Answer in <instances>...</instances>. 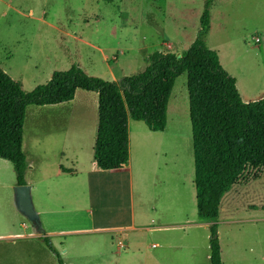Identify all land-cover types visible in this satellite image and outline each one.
<instances>
[{
  "label": "rangeland",
  "instance_id": "obj_1",
  "mask_svg": "<svg viewBox=\"0 0 264 264\" xmlns=\"http://www.w3.org/2000/svg\"><path fill=\"white\" fill-rule=\"evenodd\" d=\"M202 5L203 0H0V69L24 92L72 65L87 76L118 80L140 72L153 51L178 54L186 49L195 37ZM204 42L217 51L220 66L238 84L249 82L264 91V0H214ZM96 103V93L77 90L68 103L25 109L24 180L38 215L39 236L48 239L61 264L70 258L74 264H86L94 260L89 251L107 253L118 239L123 244L129 231L68 230L99 222L123 227L133 213L135 223L153 228L135 233L140 247L131 264H210L209 225L195 213L185 73L173 82L163 133L128 119L131 177L112 169L92 179L97 185L88 192H73L70 185L52 182L57 163L66 164L54 146L71 111L88 114L80 128L92 149L95 116L94 122L88 117L93 107L96 114ZM65 106L68 112L59 110ZM141 133H149L144 144ZM84 154L87 165L90 147ZM13 186L11 164L0 159V264H57L41 240L14 235L35 231L14 208ZM262 206L264 170L258 179L239 182L222 195L215 223L223 264H264L258 257L264 253ZM89 208L93 224L85 211ZM182 220L191 226L155 228L178 226L173 223ZM109 237L117 240L111 245ZM124 250L117 251L123 255ZM80 251L90 257L79 256ZM108 263L107 258L98 260Z\"/></svg>",
  "mask_w": 264,
  "mask_h": 264
},
{
  "label": "trees",
  "instance_id": "obj_2",
  "mask_svg": "<svg viewBox=\"0 0 264 264\" xmlns=\"http://www.w3.org/2000/svg\"><path fill=\"white\" fill-rule=\"evenodd\" d=\"M213 1L203 0L195 37L186 49L178 54L153 51L140 72L117 81L87 76L72 65L24 92L0 69V159L11 164L15 185L25 184L21 140L26 107L68 103L77 90L96 93L92 160L103 170L116 169L128 159L127 120L142 122L151 132L162 131L173 82L185 73L195 213L199 221L210 223L209 263L221 264L215 223L220 199L232 186L258 179L264 170V98L243 102L234 78L205 46ZM38 239L61 264L48 239Z\"/></svg>",
  "mask_w": 264,
  "mask_h": 264
},
{
  "label": "crops",
  "instance_id": "obj_3",
  "mask_svg": "<svg viewBox=\"0 0 264 264\" xmlns=\"http://www.w3.org/2000/svg\"><path fill=\"white\" fill-rule=\"evenodd\" d=\"M215 52H217V51H215ZM116 80L117 79L114 77L111 78V81H116ZM234 80H235V86H236L237 92L239 94V97L243 102H249V101H254V100L264 98V91L263 90L254 89L251 86V84H249V82L246 84H244V83L238 84L237 80L235 78H234ZM64 108L59 109V110L63 111V112H68V107L65 106ZM89 113L91 115L89 114L88 118H90L92 120V122H94V116H95L94 107L92 108L91 112H89ZM86 116H88V114L85 115L84 113H75V112H71V111L68 112L67 116H66L67 118L64 119L65 120L64 131L60 135L59 140H57V144H55V146H54L57 149L59 159H64L66 164H60L61 162L58 160V162H60V163H57V168L54 170V172L51 176L52 182L54 183V182H56V180H59L58 183H60L61 185H70V186H72L73 192L75 190L80 191V192H84L86 190V192H88L91 187H96V185H97V183L95 181H93L92 179L97 178L99 180V177L103 176L104 172L112 170V169L111 170L101 169L92 160V155H91V158H89L87 160L88 164L84 165V163L86 162V160L84 162V156H85L84 152H85L86 146H88V148L90 147V154H91V146L87 142V141H90V138L85 139L84 135H82V130L80 128V126L83 125V121H84ZM165 128H166V126L159 133H163L165 131ZM148 135H149V133L139 134L140 138L143 141V144L148 139V137H147ZM127 139H128L127 163L125 165L121 166L120 168H116L114 170H123L129 177H131V157H130V148H129L128 120H127ZM39 147L40 146H38V148ZM63 169H66L69 171H64ZM14 185H15V183H14ZM60 197L61 196H59V199H60ZM92 209L93 208H89L88 210H85V211L87 212L88 220L93 224V222H95V220H94ZM229 221H235V220H229ZM229 221L227 220L226 223ZM216 222H218V221H216ZM102 223H104V222H102ZM102 223L99 222V224H97L96 226H92L91 228H87V229H75V230H68V231H81V232L82 231H85V232L86 231H93L94 233L103 234L104 232H108L110 229L114 230V229L118 228L119 230H128L130 236H128V238H125V242L123 244L119 241V239L113 240L112 237H109V240H110L109 242L111 245L114 243L115 240H117L115 242V246H114L115 249H112V250L109 249L107 253L98 252L95 250L89 251V253L92 252L91 257H93L94 260H92L91 262H88L86 264H98L99 258L101 260H103V262L107 258L108 262H109L108 264H120V262L117 261L116 259H118V260L122 259L123 264H131L130 262L132 260H134L135 257L138 256L137 249L140 247V243L135 240L136 239V237H134L135 233L136 232H142L143 229L149 230V229L153 228V227H149L147 224L135 223L133 213L130 214L128 225H125L123 227L104 226ZM209 224H210L209 222L204 223V225H209ZM171 225L172 224H169L168 226L160 224V225H156L155 228L156 229H166L168 227L185 228L186 226H191V224L186 223V220H182V221H179L177 223H173V225H178V226H171ZM217 226H218V223H217ZM68 231H57V233L58 232L59 233L68 232ZM14 235L19 237V238H25V237L38 238L39 237V234H37V233L32 234V235H27V236H24L21 234H14ZM97 241L100 242V239H97L96 242ZM116 243H118L119 246H116ZM120 247L122 249H125L123 255H121V253H119L117 251ZM219 249H220V253H219L220 254V261H221V264H223L222 263V250L220 248V245H219ZM63 252L66 253L64 249H63ZM74 254H78V253H74ZM87 254H88V252H83V251L79 252V256L82 255L84 258L90 257ZM258 257L261 260H264V253H262V254L260 253V255H258ZM60 260H62V259H60ZM64 264H74V262L70 258V261H68Z\"/></svg>",
  "mask_w": 264,
  "mask_h": 264
},
{
  "label": "water",
  "instance_id": "obj_4",
  "mask_svg": "<svg viewBox=\"0 0 264 264\" xmlns=\"http://www.w3.org/2000/svg\"><path fill=\"white\" fill-rule=\"evenodd\" d=\"M12 200L16 211L27 220L35 233L39 234L41 228L38 215L31 201L29 186L27 184L14 185L12 187Z\"/></svg>",
  "mask_w": 264,
  "mask_h": 264
},
{
  "label": "built area",
  "instance_id": "obj_5",
  "mask_svg": "<svg viewBox=\"0 0 264 264\" xmlns=\"http://www.w3.org/2000/svg\"><path fill=\"white\" fill-rule=\"evenodd\" d=\"M255 40H257V39H255Z\"/></svg>",
  "mask_w": 264,
  "mask_h": 264
}]
</instances>
